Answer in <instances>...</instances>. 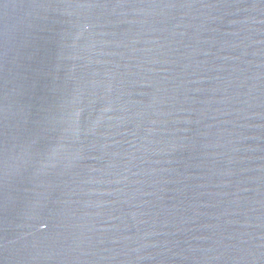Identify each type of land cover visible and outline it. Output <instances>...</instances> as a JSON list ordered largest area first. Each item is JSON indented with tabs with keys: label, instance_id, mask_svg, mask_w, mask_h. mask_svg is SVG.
I'll list each match as a JSON object with an SVG mask.
<instances>
[{
	"label": "water",
	"instance_id": "obj_1",
	"mask_svg": "<svg viewBox=\"0 0 264 264\" xmlns=\"http://www.w3.org/2000/svg\"><path fill=\"white\" fill-rule=\"evenodd\" d=\"M0 264H264V0H0Z\"/></svg>",
	"mask_w": 264,
	"mask_h": 264
}]
</instances>
